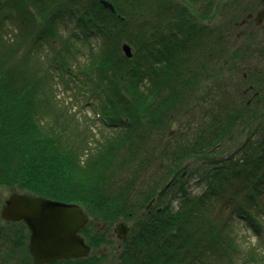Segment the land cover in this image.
Returning a JSON list of instances; mask_svg holds the SVG:
<instances>
[{
    "label": "trees",
    "instance_id": "trees-1",
    "mask_svg": "<svg viewBox=\"0 0 264 264\" xmlns=\"http://www.w3.org/2000/svg\"><path fill=\"white\" fill-rule=\"evenodd\" d=\"M100 1L0 0V190L77 203L89 216L80 231L89 255L50 264L112 255L116 264H233L235 220L260 229L264 216V65L247 63L236 85L226 79L243 56L235 24L212 18L216 0H106L113 11ZM57 70L82 75L74 86L90 85L94 113L115 127L85 152L65 139L68 120L41 118ZM119 220L130 232L113 253ZM28 236L23 222L1 220L0 253L24 251L22 264H33Z\"/></svg>",
    "mask_w": 264,
    "mask_h": 264
},
{
    "label": "rangeland",
    "instance_id": "rangeland-1",
    "mask_svg": "<svg viewBox=\"0 0 264 264\" xmlns=\"http://www.w3.org/2000/svg\"><path fill=\"white\" fill-rule=\"evenodd\" d=\"M218 0L214 2V6L212 8L213 19L221 21L223 24L224 21H227V16H232L231 10L233 5H241L243 6L245 3L250 2L249 4H253L260 0H220V3H217ZM261 2V1H260ZM201 7H203L202 3H199ZM260 7L259 3H256L254 8ZM244 11L238 10L240 15L238 16V20L234 19L233 24H238V21L246 15L247 12L252 11V8H245ZM252 14V12H251ZM240 26V25H231V30L236 39H233L231 36V43L236 48V52L241 57V61L237 64L228 63L226 71H228L227 80L238 84L241 81L242 75L246 72L247 63H252L251 66L256 65L259 68H263L264 65V26L255 30V32H251V24ZM73 26V23L69 25H61L60 31L63 33V36H67L68 33ZM239 33V34H237ZM93 42H97V39H92ZM234 40V41H233ZM77 42H82L81 40H77ZM87 42V41H86ZM256 47V48H255ZM80 52L75 55L76 60L73 62L76 65L80 64L81 61L85 59V51L81 46L78 47ZM246 55V56H244ZM40 62L44 68L47 69V65L44 60ZM59 59H56L55 63ZM53 66V64H52ZM250 66V67H251ZM73 76H75L74 72H70ZM70 76V75H69ZM71 80H65V78H58L59 71H54V76L50 78V86L52 87V91L49 90V96L45 97L43 103V110L41 111V118L46 121H54L58 119L59 122L66 123L68 120V128L65 131L64 137L67 141L74 144L76 148L85 152L86 148L94 147V139L101 138L104 133H108L113 129L110 126H106L103 122V119L97 118L93 113L94 101L96 99L95 95H91L90 85L85 88H81V91L78 92V89L74 86L77 81L82 79V75H78V78L75 77ZM66 74V78H67ZM71 77V76H70ZM67 82H70L67 84ZM206 84L201 86V91L198 92L199 98L207 97L210 91L206 89ZM244 89V86H243ZM240 92V90H239ZM252 93H248L246 97H249ZM215 105V113H217L220 107L217 105V101L214 99ZM210 101L207 102L209 104ZM261 125H264V118L259 120ZM49 123V122H47ZM52 124V123H50ZM172 129H175L176 132L181 130V124L178 120L172 122ZM243 138L242 135H236L234 140H230L229 144L235 145L240 139ZM232 145H228L229 147ZM9 193L12 191H7V189L0 190V196L2 198H6ZM3 204V203H2ZM1 204V206H2ZM0 206V208H1ZM1 221V218H0ZM98 227L100 226L97 224ZM236 229L237 241L240 244V254L234 260L233 264H264V216L261 218V228L255 229L250 224H248V228L239 222L238 219L235 220L234 226ZM109 250V249H108ZM1 258L3 264H22L26 259V254L24 251H19L15 249L14 251H5L1 253ZM101 264H116L114 257L110 256L107 260H104Z\"/></svg>",
    "mask_w": 264,
    "mask_h": 264
},
{
    "label": "water",
    "instance_id": "water-1",
    "mask_svg": "<svg viewBox=\"0 0 264 264\" xmlns=\"http://www.w3.org/2000/svg\"><path fill=\"white\" fill-rule=\"evenodd\" d=\"M101 3L113 11L106 1ZM264 8L258 12L262 21ZM121 50L128 58L131 48L121 44ZM0 217L6 222L23 221L29 231L28 246L33 264H48L56 260L83 258L90 252L79 230L87 224L84 210L76 203L52 200L32 194L12 192L0 208ZM116 237H125L129 228L124 221L113 227Z\"/></svg>",
    "mask_w": 264,
    "mask_h": 264
},
{
    "label": "flooded vegetation",
    "instance_id": "flooded-vegetation-1",
    "mask_svg": "<svg viewBox=\"0 0 264 264\" xmlns=\"http://www.w3.org/2000/svg\"><path fill=\"white\" fill-rule=\"evenodd\" d=\"M260 1L255 2L253 4H249L250 2L248 1V3H245L243 6H241V5H239V6L238 5H233L231 7L232 10H231V14L230 15H232L234 17V19H237L238 16L240 15V13H241L238 10L244 11L243 9H245V8H252V9H254L252 11L247 12L246 15L244 17H242L238 21V24L240 26H245V25H249L247 23H250L251 26H252L251 27V32H253V31L255 32V30H259V29H261L264 26V16L262 18V21L260 23L258 22V12L264 7V0H260ZM256 3H259V6L260 7L254 8V6H255ZM251 12H252V14H251ZM237 34H239V33H237ZM246 92H244V93H246ZM247 101L249 102V99Z\"/></svg>",
    "mask_w": 264,
    "mask_h": 264
},
{
    "label": "bare ground",
    "instance_id": "bare-ground-1",
    "mask_svg": "<svg viewBox=\"0 0 264 264\" xmlns=\"http://www.w3.org/2000/svg\"><path fill=\"white\" fill-rule=\"evenodd\" d=\"M26 193V192H25Z\"/></svg>",
    "mask_w": 264,
    "mask_h": 264
}]
</instances>
